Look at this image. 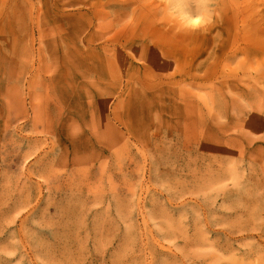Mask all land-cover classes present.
Returning a JSON list of instances; mask_svg holds the SVG:
<instances>
[{"label":"rangeland","instance_id":"obj_1","mask_svg":"<svg viewBox=\"0 0 264 264\" xmlns=\"http://www.w3.org/2000/svg\"><path fill=\"white\" fill-rule=\"evenodd\" d=\"M0 264H264V0H0Z\"/></svg>","mask_w":264,"mask_h":264},{"label":"clouds","instance_id":"obj_2","mask_svg":"<svg viewBox=\"0 0 264 264\" xmlns=\"http://www.w3.org/2000/svg\"><path fill=\"white\" fill-rule=\"evenodd\" d=\"M212 22V15L205 12L193 17L184 18L180 23V27L185 31H199L206 29Z\"/></svg>","mask_w":264,"mask_h":264}]
</instances>
